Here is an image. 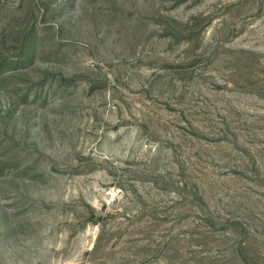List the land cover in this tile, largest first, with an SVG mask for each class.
<instances>
[{"label":"rangeland","instance_id":"obj_1","mask_svg":"<svg viewBox=\"0 0 264 264\" xmlns=\"http://www.w3.org/2000/svg\"><path fill=\"white\" fill-rule=\"evenodd\" d=\"M0 264H264V0H0Z\"/></svg>","mask_w":264,"mask_h":264}]
</instances>
